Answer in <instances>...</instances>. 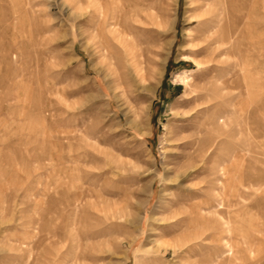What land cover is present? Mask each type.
<instances>
[{"label":"rangeland","instance_id":"374dc122","mask_svg":"<svg viewBox=\"0 0 264 264\" xmlns=\"http://www.w3.org/2000/svg\"><path fill=\"white\" fill-rule=\"evenodd\" d=\"M0 264H264V0H0Z\"/></svg>","mask_w":264,"mask_h":264},{"label":"bare ground","instance_id":"6f19581e","mask_svg":"<svg viewBox=\"0 0 264 264\" xmlns=\"http://www.w3.org/2000/svg\"><path fill=\"white\" fill-rule=\"evenodd\" d=\"M96 1V0H95ZM98 3V2H97ZM94 4H95V2H94ZM207 4V3H206ZM98 5V4H97ZM212 5V4H211ZM209 16V15H208ZM221 26V25H220ZM130 54H132V53H130ZM143 74V73H142Z\"/></svg>","mask_w":264,"mask_h":264}]
</instances>
